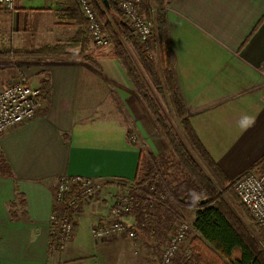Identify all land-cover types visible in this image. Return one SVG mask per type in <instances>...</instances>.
Instances as JSON below:
<instances>
[{
    "label": "crops",
    "instance_id": "0c3cea01",
    "mask_svg": "<svg viewBox=\"0 0 264 264\" xmlns=\"http://www.w3.org/2000/svg\"><path fill=\"white\" fill-rule=\"evenodd\" d=\"M75 7L73 0H16L12 12L0 7V43L24 52L17 58L0 55V88L20 79L48 86L45 105L35 116L0 135V264H61L63 257L69 262L72 255L67 254L80 223H88L90 229L94 223L108 222L121 184H130L147 158L168 152L163 146L159 151L164 136L134 90L113 44L83 43L86 21ZM164 14L185 118L228 177L260 171L264 0H170ZM152 20L147 53L161 77L154 16ZM80 31L84 33L78 45L83 49L74 47L72 56L28 54ZM123 45L160 111L171 121L169 100L140 62L141 50L130 42ZM244 114L255 117L247 130L237 126ZM131 132L137 138L132 140ZM62 175L94 178L105 186L92 197L78 199L72 208L73 237L58 249L52 243L50 216ZM124 222L139 230L143 244L139 248L151 250L152 231L161 224L138 228L133 213ZM172 233L173 229L160 232L161 243L165 245Z\"/></svg>",
    "mask_w": 264,
    "mask_h": 264
},
{
    "label": "trees",
    "instance_id": "16d2710c",
    "mask_svg": "<svg viewBox=\"0 0 264 264\" xmlns=\"http://www.w3.org/2000/svg\"><path fill=\"white\" fill-rule=\"evenodd\" d=\"M73 1L76 6L74 11H79L77 1ZM152 1L155 7L157 41L161 51V77L155 69L154 62L148 58L147 49L137 43L113 0H91L128 79L153 116L169 147L168 152L147 158L142 163L143 166L138 168L134 180L130 184H121V191L126 190L132 198L131 212L135 213L136 223L141 229L144 228L141 225L142 221L150 220L154 224L155 222L160 223L163 229L160 232L165 234L166 230L172 229L173 223L185 220L186 210L194 212V217L189 222L191 231L186 237L188 238V255L184 249L183 253L178 255L175 264H264V231L236 196L233 188L234 178L224 173L185 118L186 109L178 90L172 64L173 57L168 46L164 7L170 0ZM142 7L144 9L148 7L146 0H143ZM83 33L80 31L67 41L44 45L29 51L28 54H32L33 57L72 56L71 50L74 47L83 49L82 45H78ZM87 40L89 41L87 35H84L83 43ZM124 42H130L141 50L140 62L158 89L164 90L172 109V116L178 121L196 157L190 153L184 141L173 131L168 117L160 111L134 67L123 45ZM21 53L24 52L14 51L0 43V55L8 57L13 55L17 58ZM38 88L37 102L39 106H42L45 105L48 86L44 82ZM198 159L215 181L198 165L196 161ZM196 194H202L203 198L193 205L192 196ZM231 203L243 212L244 217L258 231L259 236L253 235ZM73 211L72 208L68 209V213L73 214ZM52 238V243H54L55 238Z\"/></svg>",
    "mask_w": 264,
    "mask_h": 264
},
{
    "label": "built area",
    "instance_id": "2783aa9c",
    "mask_svg": "<svg viewBox=\"0 0 264 264\" xmlns=\"http://www.w3.org/2000/svg\"><path fill=\"white\" fill-rule=\"evenodd\" d=\"M77 5L86 21V35L96 47L110 44V38L104 25L96 14L91 0H76ZM120 11L121 18L132 31L137 43L148 49L153 35V16L155 7H142L143 0H113ZM16 0H0V7L6 11L15 10ZM264 74V62L260 67ZM38 86L27 83L24 79L10 82L0 88V135L9 128L31 120L39 107L37 97ZM131 139L137 138L131 132ZM104 183L100 180L85 176L62 175L55 186L56 208L53 209L50 220L55 246L63 248L73 237L74 222L69 208L75 209L80 197H92L102 190ZM233 188L240 202L247 209L251 217L264 231V166L256 171H247L234 179ZM132 198L126 192L113 197L108 210L109 221L98 222L90 226L91 237L103 240L108 237L129 234L135 237V232L124 222V218L131 212ZM191 226L188 221H180L173 233L168 237L161 250V264H172L175 254L179 252L180 244L185 240Z\"/></svg>",
    "mask_w": 264,
    "mask_h": 264
},
{
    "label": "rangeland",
    "instance_id": "374dc122",
    "mask_svg": "<svg viewBox=\"0 0 264 264\" xmlns=\"http://www.w3.org/2000/svg\"><path fill=\"white\" fill-rule=\"evenodd\" d=\"M146 6H148V7L153 6V1L152 0H146ZM118 12L120 14L119 10H118ZM10 56H12L14 58L13 55H10ZM169 123H171L172 129L176 133V135L184 141V143L186 144L190 153H192V155L194 157H196L195 153L191 150L189 144L187 143L182 129L179 127L178 122L173 118V116H172V119ZM160 141L163 143L159 144V146H158L159 151L162 150V146L168 147L167 141L165 140L164 137L161 136ZM196 161H197L198 165L203 169V171H205V173L213 181H215L213 176L204 167L201 160L198 159ZM142 163H144V162H142ZM126 192L127 191L125 190V191H121L120 193L125 194ZM232 206H234V205L232 204ZM234 208H235L236 212L238 213V215L240 216L241 220L243 222H245V224L253 232V235H255L256 237L259 236L258 231L255 228H253L251 225V222L247 218L244 217L243 212L235 206H234ZM131 213H129L128 215L130 216ZM133 214L135 216V213H133ZM184 215H185L184 221L191 222L192 217L194 216V212L192 210L191 211L186 210ZM178 223L179 222H176V223H173L171 225V228L173 229V231H174V229ZM141 225L144 226V228H142V229L145 230V229L152 226V221L150 222V220L149 221L143 220ZM161 228H162V225H160V227L158 229H155L152 231V233H153L152 239H151L152 242L148 246L151 248V250L150 249L144 250L146 252V254H144V251L139 248V247H142L143 244H141V242L139 241L141 238V235H139V230L137 231V228L135 230L131 229V228L129 229V230L135 232V237L130 236L129 234L127 236V234L124 233V234L114 235V236L108 237V238L103 239V240L95 241L91 237L88 223L81 222L80 227H79L78 231L76 232L77 235H76V237L73 241V244H72L73 248L71 247L69 253L67 254L68 256L72 255L71 256L72 258L68 262V260H67L68 258L66 259L63 257L61 260V264H161V261H160L161 257L160 256H161L162 247L164 246V243L163 244L161 243V241L164 240L163 235L160 234L158 236ZM190 231L188 233H190ZM155 237H157V238H155ZM187 239L188 238H185V240L180 244L179 252L175 254V256H174L175 258L173 259L172 264H175V261H176L178 255L183 253L184 249L188 255L189 248L187 246ZM99 242H103V243H99ZM147 244H146V246H147ZM263 248H264V246H263ZM144 258H146L145 259L146 262H145Z\"/></svg>",
    "mask_w": 264,
    "mask_h": 264
},
{
    "label": "clouds",
    "instance_id": "9594fccd",
    "mask_svg": "<svg viewBox=\"0 0 264 264\" xmlns=\"http://www.w3.org/2000/svg\"><path fill=\"white\" fill-rule=\"evenodd\" d=\"M254 124H255V117L248 115V114L242 115L241 118L237 121V126L241 130H247L248 128L252 127ZM200 198H203L202 194H196V195L192 196L193 205L198 203V200Z\"/></svg>",
    "mask_w": 264,
    "mask_h": 264
}]
</instances>
